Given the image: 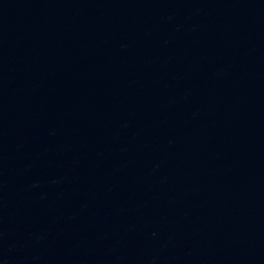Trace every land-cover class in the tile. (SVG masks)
<instances>
[{
  "label": "water",
  "instance_id": "1",
  "mask_svg": "<svg viewBox=\"0 0 264 264\" xmlns=\"http://www.w3.org/2000/svg\"><path fill=\"white\" fill-rule=\"evenodd\" d=\"M0 264H264V0H0Z\"/></svg>",
  "mask_w": 264,
  "mask_h": 264
}]
</instances>
